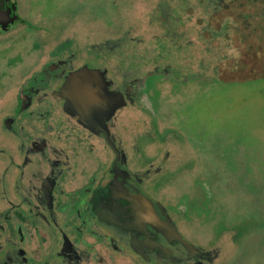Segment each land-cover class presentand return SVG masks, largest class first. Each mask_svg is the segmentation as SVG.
I'll use <instances>...</instances> for the list:
<instances>
[{
    "label": "flooded vegetation",
    "instance_id": "obj_1",
    "mask_svg": "<svg viewBox=\"0 0 264 264\" xmlns=\"http://www.w3.org/2000/svg\"><path fill=\"white\" fill-rule=\"evenodd\" d=\"M143 2L159 31L139 41L77 12L41 27L20 0H0L1 36L49 33L0 52V84L16 87L0 111V264H217L226 236L247 249L264 228L247 203H228L208 157L195 172L184 142L202 150L207 138L161 103L264 79V0ZM8 64L19 70L4 80Z\"/></svg>",
    "mask_w": 264,
    "mask_h": 264
},
{
    "label": "rangeland",
    "instance_id": "obj_2",
    "mask_svg": "<svg viewBox=\"0 0 264 264\" xmlns=\"http://www.w3.org/2000/svg\"><path fill=\"white\" fill-rule=\"evenodd\" d=\"M143 1L20 0L22 13L27 17L29 13L35 14V17L32 15L34 17L32 21L41 27L47 25L59 29L60 26L57 28L54 22L58 20L60 24L66 23L67 15L77 12L78 18L70 17V21L76 19L83 23L87 18L90 22L96 21L101 24L108 21L104 24L106 37L117 39L128 30L131 31L130 37L139 41L149 40L159 31L156 29L157 24L156 27L151 26L152 7ZM164 17L161 15V18ZM24 31L25 28L21 26L17 32L0 35V52L8 48L9 51H6L8 54L18 53V48L15 49L16 43L22 44L32 35ZM44 31H38L32 37L38 39L48 37L49 33ZM70 35L69 29H66L60 38ZM261 39L264 42V38ZM144 44L147 45L148 42ZM150 45H153V42H150ZM23 53L32 55L39 53V50L29 45ZM246 59L241 53L239 56L241 66ZM18 67L19 64H8L3 69L4 80L11 79L19 70ZM257 75L251 78L243 75L221 78L225 81L234 80L235 83L217 84L216 87L200 93H195L193 90L183 93L166 91L162 94L161 103L181 110L179 118L182 120V125L199 142L202 141L201 136L207 138L205 141L207 149L202 150L198 149L190 139L184 142L185 148L190 149L187 159L194 161L195 172L204 171L202 158L208 157L212 170L220 175L221 181H228L227 191L230 192L226 197L228 203L230 205L247 203L250 212L253 213L252 217L261 218L264 222V79L251 80L258 77ZM4 86L5 89L0 84V111L3 102L16 90L14 84H4ZM165 123L175 125L178 121L174 115H171L169 119L166 118ZM245 184H249L251 188ZM253 236L251 245L247 249L236 246L230 236H226L222 245L223 253L217 264H264V228L257 229ZM261 249L262 251L258 253L257 251Z\"/></svg>",
    "mask_w": 264,
    "mask_h": 264
},
{
    "label": "water",
    "instance_id": "obj_3",
    "mask_svg": "<svg viewBox=\"0 0 264 264\" xmlns=\"http://www.w3.org/2000/svg\"><path fill=\"white\" fill-rule=\"evenodd\" d=\"M68 86H71V85H68Z\"/></svg>",
    "mask_w": 264,
    "mask_h": 264
}]
</instances>
